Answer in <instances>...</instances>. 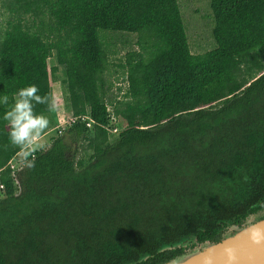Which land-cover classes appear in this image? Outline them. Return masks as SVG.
<instances>
[{
    "label": "trees",
    "instance_id": "1",
    "mask_svg": "<svg viewBox=\"0 0 264 264\" xmlns=\"http://www.w3.org/2000/svg\"><path fill=\"white\" fill-rule=\"evenodd\" d=\"M0 8V264H170L264 217V0H210L216 45L198 54L179 0ZM101 31L136 36L119 99ZM54 52L72 121L12 169L3 115L22 87L52 100Z\"/></svg>",
    "mask_w": 264,
    "mask_h": 264
},
{
    "label": "rangeland",
    "instance_id": "2",
    "mask_svg": "<svg viewBox=\"0 0 264 264\" xmlns=\"http://www.w3.org/2000/svg\"><path fill=\"white\" fill-rule=\"evenodd\" d=\"M180 10L185 25L186 33L190 49L193 53H204L215 47L216 43L212 35L214 26L213 13L210 8V0H179ZM5 14L0 8V23L4 28ZM104 38L105 45L109 49L110 66L105 73V79L110 85L109 93L118 99L123 96L127 88V81L121 69L116 66L119 63V58H123L125 53L137 48L135 40L136 36L128 33H112L100 32ZM59 59L54 52L48 58L50 67L59 66L58 71L51 77V98L55 101L56 107L51 112L42 114L49 120L48 127L39 135L33 146L24 147L18 154L11 165L13 169L21 167L26 161L28 154L32 151L45 148L49 145L52 138L64 130L72 121L70 105L68 102V91L65 83V68L60 65ZM112 128H110V138L113 139L123 127V119L115 114H112ZM116 128V131L114 129ZM258 218L257 216H255ZM188 243L187 240L184 242Z\"/></svg>",
    "mask_w": 264,
    "mask_h": 264
},
{
    "label": "water",
    "instance_id": "3",
    "mask_svg": "<svg viewBox=\"0 0 264 264\" xmlns=\"http://www.w3.org/2000/svg\"><path fill=\"white\" fill-rule=\"evenodd\" d=\"M170 264H264V217L200 249L175 258Z\"/></svg>",
    "mask_w": 264,
    "mask_h": 264
},
{
    "label": "clouds",
    "instance_id": "4",
    "mask_svg": "<svg viewBox=\"0 0 264 264\" xmlns=\"http://www.w3.org/2000/svg\"><path fill=\"white\" fill-rule=\"evenodd\" d=\"M36 85H29L18 89L14 94V103L4 113L3 119L9 126L8 139L12 145L18 147L33 146L39 135L48 127L49 120L42 114L34 111L36 104H47L48 109L53 110L56 105L49 96H41ZM9 97L0 95V105H7ZM32 166V162H29Z\"/></svg>",
    "mask_w": 264,
    "mask_h": 264
},
{
    "label": "built area",
    "instance_id": "5",
    "mask_svg": "<svg viewBox=\"0 0 264 264\" xmlns=\"http://www.w3.org/2000/svg\"><path fill=\"white\" fill-rule=\"evenodd\" d=\"M87 125L90 126L91 124L88 123ZM114 131H116V129H114ZM11 163H12V162H11ZM11 163H10V166H11V168L13 169L14 167H13V165H11ZM2 189H3V185L0 184V190H2Z\"/></svg>",
    "mask_w": 264,
    "mask_h": 264
},
{
    "label": "crops",
    "instance_id": "6",
    "mask_svg": "<svg viewBox=\"0 0 264 264\" xmlns=\"http://www.w3.org/2000/svg\"><path fill=\"white\" fill-rule=\"evenodd\" d=\"M21 152V151H20ZM20 152L18 154H20Z\"/></svg>",
    "mask_w": 264,
    "mask_h": 264
}]
</instances>
